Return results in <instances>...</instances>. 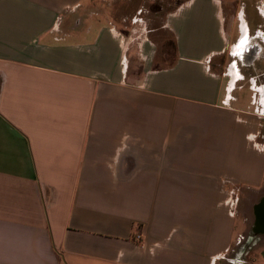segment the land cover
Here are the masks:
<instances>
[{
	"label": "crops",
	"instance_id": "obj_1",
	"mask_svg": "<svg viewBox=\"0 0 264 264\" xmlns=\"http://www.w3.org/2000/svg\"><path fill=\"white\" fill-rule=\"evenodd\" d=\"M238 4L0 0V264H229L264 241V19Z\"/></svg>",
	"mask_w": 264,
	"mask_h": 264
},
{
	"label": "rangeland",
	"instance_id": "obj_2",
	"mask_svg": "<svg viewBox=\"0 0 264 264\" xmlns=\"http://www.w3.org/2000/svg\"><path fill=\"white\" fill-rule=\"evenodd\" d=\"M182 1V0H181ZM221 2H227V1H232L235 4L239 5V8L243 7L245 4L247 5L248 11H250L253 15L257 14V16L261 17V19H264V14L262 12L263 8V4H262V0H220ZM251 4L253 5V7H251ZM258 4V6H257ZM260 6V8H259ZM151 8H156L155 4H153L151 6ZM259 8V9H258ZM239 19V18H238ZM239 22H241V29L244 31L245 33V21L242 19H239ZM264 34V33H263ZM243 36V35H242ZM262 36V35H261ZM247 37V36H246ZM251 40H257L254 39L253 37L251 38ZM251 78L250 77V73L249 75L247 74V79ZM252 231V229H251ZM252 235V234H251ZM246 239V240H245ZM244 241L242 242L241 246L237 249H233L231 252L232 257L229 258V264H233L238 263V264H245L246 262V257H248L249 255H251V253H253L259 245L263 244L264 241L261 239V236L256 237L255 235L253 236V240H252V245H249V249L244 248L243 245H246V242L248 241V237H245ZM237 249V250H236ZM247 249V250H246Z\"/></svg>",
	"mask_w": 264,
	"mask_h": 264
},
{
	"label": "built area",
	"instance_id": "obj_3",
	"mask_svg": "<svg viewBox=\"0 0 264 264\" xmlns=\"http://www.w3.org/2000/svg\"><path fill=\"white\" fill-rule=\"evenodd\" d=\"M254 145L259 148V149H264V144L261 145L260 143H256L254 142ZM226 182H228L226 179L223 180V183L225 184ZM234 194V191L233 190H229V197L228 199L225 201L228 205H229V208L231 209V213L233 214L234 213V209L237 205V202H238V198H236V196L233 195ZM137 238L140 240L141 239V235H138Z\"/></svg>",
	"mask_w": 264,
	"mask_h": 264
},
{
	"label": "flooded vegetation",
	"instance_id": "obj_4",
	"mask_svg": "<svg viewBox=\"0 0 264 264\" xmlns=\"http://www.w3.org/2000/svg\"><path fill=\"white\" fill-rule=\"evenodd\" d=\"M252 37L254 38L255 35L252 36ZM246 44H247V43H246ZM246 44L242 47V49H241L240 51H242V50H244V49L246 48ZM258 50H259V44H258V42L250 39V41H249V43H248V46H247V52H246V53L249 52V53L256 54ZM240 51H239V52H240ZM245 78H246V76L244 75V76H243V79H245ZM263 200H264V199H262L261 203H258V204L256 205V211H257V213H259L260 210H263V208H262V207H263Z\"/></svg>",
	"mask_w": 264,
	"mask_h": 264
},
{
	"label": "water",
	"instance_id": "obj_5",
	"mask_svg": "<svg viewBox=\"0 0 264 264\" xmlns=\"http://www.w3.org/2000/svg\"><path fill=\"white\" fill-rule=\"evenodd\" d=\"M263 210H260V212L259 213H257L258 215V221H257V224H259L258 222H260V223H264V200H263Z\"/></svg>",
	"mask_w": 264,
	"mask_h": 264
}]
</instances>
